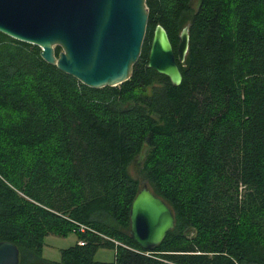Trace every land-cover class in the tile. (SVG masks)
Returning <instances> with one entry per match:
<instances>
[{"label": "trees", "instance_id": "1", "mask_svg": "<svg viewBox=\"0 0 264 264\" xmlns=\"http://www.w3.org/2000/svg\"><path fill=\"white\" fill-rule=\"evenodd\" d=\"M146 6L141 54L114 87H87L0 33V241L18 264H264V0ZM186 24L174 86L147 67L150 42L161 25L177 58ZM143 184L175 219L150 252L129 233ZM71 233L59 261L42 257L47 235ZM99 248L113 260L96 261Z\"/></svg>", "mask_w": 264, "mask_h": 264}, {"label": "water", "instance_id": "2", "mask_svg": "<svg viewBox=\"0 0 264 264\" xmlns=\"http://www.w3.org/2000/svg\"><path fill=\"white\" fill-rule=\"evenodd\" d=\"M147 20L146 0H0V33L39 47L45 62L97 89L131 77ZM188 47V24L178 36L177 58L166 30L156 25L147 67L177 86L182 81L177 61H184ZM174 225L170 207L143 184L129 208L130 238L150 252ZM18 262L17 246L0 241V264Z\"/></svg>", "mask_w": 264, "mask_h": 264}, {"label": "rangeland", "instance_id": "3", "mask_svg": "<svg viewBox=\"0 0 264 264\" xmlns=\"http://www.w3.org/2000/svg\"><path fill=\"white\" fill-rule=\"evenodd\" d=\"M193 5H196V0H193ZM141 156L137 158L129 166V172L133 177H138L137 171L140 166ZM76 235L71 233L65 237L57 236L55 234H49L44 238V244L42 248V257L51 262H57L60 260V253L62 249L68 248L75 244ZM114 258L113 249L99 248L95 254L94 259L96 261L110 262Z\"/></svg>", "mask_w": 264, "mask_h": 264}, {"label": "built area", "instance_id": "4", "mask_svg": "<svg viewBox=\"0 0 264 264\" xmlns=\"http://www.w3.org/2000/svg\"><path fill=\"white\" fill-rule=\"evenodd\" d=\"M80 245H83V242H79Z\"/></svg>", "mask_w": 264, "mask_h": 264}]
</instances>
